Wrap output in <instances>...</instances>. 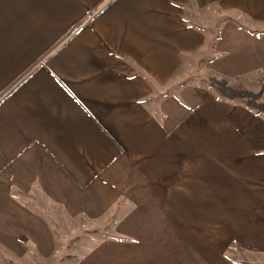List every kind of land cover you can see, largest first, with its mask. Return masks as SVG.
<instances>
[{
  "label": "crops",
  "instance_id": "obj_1",
  "mask_svg": "<svg viewBox=\"0 0 264 264\" xmlns=\"http://www.w3.org/2000/svg\"><path fill=\"white\" fill-rule=\"evenodd\" d=\"M192 71L264 74V0H0V264H264V115Z\"/></svg>",
  "mask_w": 264,
  "mask_h": 264
},
{
  "label": "rangeland",
  "instance_id": "obj_2",
  "mask_svg": "<svg viewBox=\"0 0 264 264\" xmlns=\"http://www.w3.org/2000/svg\"><path fill=\"white\" fill-rule=\"evenodd\" d=\"M209 51L210 50H208V53ZM208 57L209 55L206 56V58ZM195 67L197 68L198 65L193 66V68ZM203 74L204 73H198L197 71H192L191 77L192 79L200 78L201 80H205L206 83H207V80L206 78H204L206 75L220 77V75L215 74L214 72H211V71L206 72L205 76ZM231 83H230L231 85L238 87V88H246V89H251L253 91H259L264 86V74L255 73L247 77L239 76L235 78ZM262 98L264 99V93H263ZM91 233L95 235H103V236H110L113 234L112 231H108L107 226L103 228H100V227L91 228L89 230L81 228L80 230H77L76 232L75 231L70 232L69 234L64 231H60L58 232L59 239H60V242H59L60 245L58 247V252L52 259L53 264H71L75 256L74 254H72V251L75 249L74 245L76 244V241L82 237H85L87 234H91Z\"/></svg>",
  "mask_w": 264,
  "mask_h": 264
},
{
  "label": "trees",
  "instance_id": "obj_3",
  "mask_svg": "<svg viewBox=\"0 0 264 264\" xmlns=\"http://www.w3.org/2000/svg\"><path fill=\"white\" fill-rule=\"evenodd\" d=\"M207 83L210 88L214 89L221 97L229 100L238 101L247 108L255 111L257 114L264 115V86L259 91H253L246 88H238L231 85L224 77L206 75Z\"/></svg>",
  "mask_w": 264,
  "mask_h": 264
}]
</instances>
